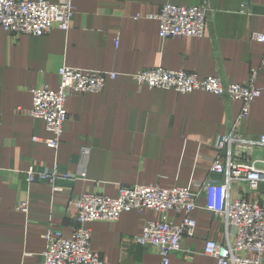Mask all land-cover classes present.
Here are the masks:
<instances>
[{
	"label": "crops",
	"instance_id": "1",
	"mask_svg": "<svg viewBox=\"0 0 264 264\" xmlns=\"http://www.w3.org/2000/svg\"><path fill=\"white\" fill-rule=\"evenodd\" d=\"M73 3L76 12L67 31L14 35L0 26V264H42L49 229L61 230L65 237L72 234L73 197L83 192L117 196L120 186L135 184L199 192L195 232L183 237L182 249L171 255V262L218 264L204 250L208 241H226V225L205 207L204 192L194 183L211 176L218 153L214 140L229 130V120L238 116L242 101L205 91L150 89L130 75L164 67L244 84L257 69L262 93L252 103L242 131L248 137L264 134V43L253 36L264 33V0ZM166 3L208 5L212 13L205 35L161 38L159 22L148 15ZM62 66L119 75L108 79L101 92L69 95L68 120L59 147L53 149L35 140L52 134L43 119L29 115L31 90L58 89ZM83 147L90 149L86 179L60 180L62 190L26 180L31 166L43 170L58 164L62 171L78 172ZM255 157L264 158V149L257 148ZM242 188L234 185L231 194L240 196ZM244 194L263 201L264 182ZM23 201L29 204L27 212L19 209ZM159 218L158 212L144 209L124 212L116 222H91V247L105 264H160L156 247L133 240L143 233L146 221ZM168 218L181 221L173 211Z\"/></svg>",
	"mask_w": 264,
	"mask_h": 264
},
{
	"label": "built area",
	"instance_id": "2",
	"mask_svg": "<svg viewBox=\"0 0 264 264\" xmlns=\"http://www.w3.org/2000/svg\"><path fill=\"white\" fill-rule=\"evenodd\" d=\"M75 12L73 0H0V26L14 35L43 36L56 28L67 31ZM211 13L206 4L166 3L156 14L148 17L159 22V36L163 39L202 37L207 31ZM253 36L264 43V33ZM258 74V70L253 69L244 84L228 82L220 75L200 78L194 73L164 67L147 68L130 75L137 83L150 89H171L184 94L205 91L242 101L238 116L229 120V130L214 140L218 153L212 159L211 176L194 183L198 191L204 192L205 207L222 218L226 225V241H208L204 250L216 257L218 264H264V200H251L244 194L264 182V158L255 157L257 148L264 149V134L248 137L242 131L252 103L262 93L257 85ZM118 75L114 71L62 66L58 89L48 86L33 88L29 115L43 119L52 134L45 139L35 137V140L43 141L50 148H58L68 120L66 103L69 95L101 92L107 80ZM89 158L90 149L83 147L78 172L62 171L58 164L43 170L31 166L26 171V180L28 183L47 182L54 190H62L58 186L60 180L86 179ZM234 185H242L244 193L233 196L231 189ZM198 195L199 192L190 187L164 188L159 184L122 185L117 196L80 193L69 202V210L75 217L71 236L65 237L61 230L50 228L45 235L47 248L42 264H105L101 255L91 247L92 233L88 224L94 221L116 222L124 212L144 209L158 212L160 218L146 221L143 233L133 240L156 247L162 258L160 264H172L171 255L182 249L183 237L192 236L195 232L197 221L193 214L198 207ZM28 208L27 201L19 204V209L25 212ZM170 211L181 217L179 223L168 218Z\"/></svg>",
	"mask_w": 264,
	"mask_h": 264
}]
</instances>
